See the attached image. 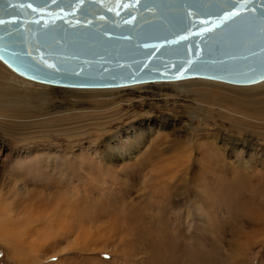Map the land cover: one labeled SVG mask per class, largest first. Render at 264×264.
I'll use <instances>...</instances> for the list:
<instances>
[{
    "label": "rangeland",
    "instance_id": "374dc122",
    "mask_svg": "<svg viewBox=\"0 0 264 264\" xmlns=\"http://www.w3.org/2000/svg\"><path fill=\"white\" fill-rule=\"evenodd\" d=\"M252 86L33 88L26 107L50 90L56 111L123 119L66 148L0 144V264H264V90L231 91Z\"/></svg>",
    "mask_w": 264,
    "mask_h": 264
},
{
    "label": "water",
    "instance_id": "95a60500",
    "mask_svg": "<svg viewBox=\"0 0 264 264\" xmlns=\"http://www.w3.org/2000/svg\"><path fill=\"white\" fill-rule=\"evenodd\" d=\"M0 61L44 85L264 81V0H0Z\"/></svg>",
    "mask_w": 264,
    "mask_h": 264
},
{
    "label": "bare ground",
    "instance_id": "6f19581e",
    "mask_svg": "<svg viewBox=\"0 0 264 264\" xmlns=\"http://www.w3.org/2000/svg\"><path fill=\"white\" fill-rule=\"evenodd\" d=\"M0 64L6 67L8 71H10L8 72L6 70H3L4 68L0 65L3 68L2 69L0 67V144L2 143V145L5 148H7L8 151H12L14 149L35 150L37 148H42L43 146L53 147V148L56 147L66 148L67 146L70 147L73 144H75V142L82 141L84 138H86V136L89 137L88 135L94 136L96 132L95 126L97 127V129L105 130L103 129V127L110 128L112 126L113 124L112 121L114 120L113 116H118V115L121 116V114H117L118 107H114L110 112H100L99 114L96 115L92 114L91 112H87V113L81 111L75 112L74 110L65 109V108H63V110L56 111L55 109H59L61 106L58 105L59 102L57 101L58 100L57 97L50 90H47V99H46V105L48 104L47 109L49 108L48 111H44V109L26 107L27 105H31L33 103V102L30 103L31 100H33V98L31 99L27 95L28 92L31 93L32 89L35 87L45 88L49 85L43 86L44 84L25 79L20 75L14 73L2 61H0ZM11 80L15 81V83L17 84L13 83ZM203 80L208 81L207 79H203ZM141 84H146V83H141ZM253 85L255 86L248 88L234 89L231 91L243 96H253L264 90V81L258 82ZM247 86H251V85H247ZM116 88H120V87H116ZM71 89H75V88H71ZM104 89H113V88H104ZM74 91L77 90H73L69 92L70 95H76V92ZM62 93L64 94L66 93V91L63 90ZM87 93L93 94L95 92H87ZM98 117L101 118L105 117V121L103 122L99 121L96 123V125L94 123H90V124L83 123L82 125L79 124L81 123L80 121L96 119ZM120 118L123 119L122 116ZM75 134L80 136L78 137ZM38 165H40V163ZM29 167L27 166L26 168V166H21L17 168L16 166V168L19 169L18 171H20L21 169L22 171L28 170ZM45 174H43L44 175L43 179L45 178ZM15 175L17 177L18 173H16ZM41 176L39 177L42 180ZM23 179L24 180H22L21 178L22 180L21 183L29 181L26 179V177ZM9 181H11V178L9 179ZM49 182L51 183V180ZM36 183L37 184L41 183V181L37 180V182L34 183V186Z\"/></svg>",
    "mask_w": 264,
    "mask_h": 264
},
{
    "label": "snow or ice",
    "instance_id": "6c2138e0",
    "mask_svg": "<svg viewBox=\"0 0 264 264\" xmlns=\"http://www.w3.org/2000/svg\"><path fill=\"white\" fill-rule=\"evenodd\" d=\"M0 23H3L2 21H0Z\"/></svg>",
    "mask_w": 264,
    "mask_h": 264
}]
</instances>
